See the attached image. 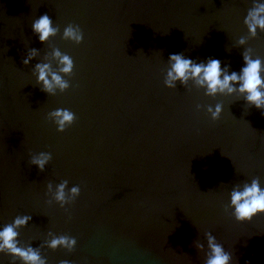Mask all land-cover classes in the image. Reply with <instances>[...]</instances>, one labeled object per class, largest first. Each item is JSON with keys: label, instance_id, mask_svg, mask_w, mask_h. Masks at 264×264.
Masks as SVG:
<instances>
[{"label": "water", "instance_id": "obj_1", "mask_svg": "<svg viewBox=\"0 0 264 264\" xmlns=\"http://www.w3.org/2000/svg\"><path fill=\"white\" fill-rule=\"evenodd\" d=\"M252 6L0 0V229L31 216L18 240L46 264H204L208 232L231 264H264V214L240 222L229 207L234 185L259 178L264 187V110L238 94L206 96L191 81L164 85L171 54L219 59L236 72L244 48L264 59V31L251 36L244 23ZM44 14L60 29L46 44L31 27ZM69 24L83 30L82 43L63 39ZM32 48L39 55L26 66ZM53 48L75 67L64 77L71 87L49 95L33 69L51 61ZM218 103L223 111L213 120L207 106ZM57 108L76 115L64 132L48 119ZM40 152L52 154L44 171L30 163ZM63 180L80 194L61 207L47 185ZM52 234L77 243L49 248ZM0 264L24 262L0 252Z\"/></svg>", "mask_w": 264, "mask_h": 264}, {"label": "clouds", "instance_id": "obj_2", "mask_svg": "<svg viewBox=\"0 0 264 264\" xmlns=\"http://www.w3.org/2000/svg\"><path fill=\"white\" fill-rule=\"evenodd\" d=\"M244 23L251 36H255L258 29L264 31V0H253V6L248 10ZM31 27L43 44L60 32V29L54 26L52 19L47 14L35 19ZM63 39L80 44L84 40L83 30L79 25L69 24L63 30ZM246 43L247 37L239 38V46L242 47ZM38 55L37 49H30L26 58L23 59V63L26 66L29 65ZM242 55L245 66L236 72L230 71V65L222 67L219 59L208 58L206 62L197 63L192 59L185 58L182 53L171 54L164 85L174 89L178 83L187 86L191 81L198 88L204 89L206 96L238 94L249 106L264 110V59L258 56L254 57L251 48H244ZM51 61L55 62V67ZM51 61L45 57L43 62L37 63L33 69V75L36 77L37 84L42 86V91L49 95H55L57 90L64 92L71 87L69 81L64 77L73 73L75 65L73 59L59 48L52 49ZM222 111L223 106L219 103L214 107L207 106V112L213 120L219 119ZM48 119L56 125L58 132H64L75 122L76 115L68 109L57 108L48 113ZM51 160L50 152H40L32 156L30 163L38 166L40 171H44L45 165ZM68 185V180H63L55 186L51 183L47 185L48 191L52 193V199L61 207L72 202L80 194L79 186L69 188ZM229 207L233 209L232 214L235 219L240 222L251 221L256 215L264 214V187L261 186L259 178L234 185L230 193ZM31 218L29 215H19L12 223L0 229V252H7L19 257L24 264H46L39 249L31 246L22 247L18 240V229L27 225ZM205 236L208 250L204 264H231V254L225 251L216 237L211 232L206 233ZM76 243L72 237L52 234L51 239L46 241V246L52 249L64 247L71 251ZM196 247L199 250H204V245L201 243H197ZM60 264H70V261L62 260Z\"/></svg>", "mask_w": 264, "mask_h": 264}]
</instances>
